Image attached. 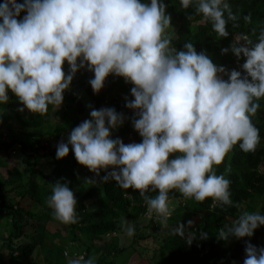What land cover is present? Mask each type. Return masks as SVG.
Instances as JSON below:
<instances>
[{
  "label": "clouds",
  "instance_id": "9594fccd",
  "mask_svg": "<svg viewBox=\"0 0 264 264\" xmlns=\"http://www.w3.org/2000/svg\"><path fill=\"white\" fill-rule=\"evenodd\" d=\"M184 9L195 6L197 15L210 22L212 30L227 37L226 25L236 21L228 0H180ZM21 12L26 14L22 19ZM245 22L251 17L245 16ZM171 17L163 0H4L0 4V104L11 92L34 114H45L49 106L63 103L79 69L94 73L89 80L94 92L110 74L133 85V127L142 138L125 144L113 139L111 129L123 125L125 117L113 108L92 109L91 119L73 128L67 143L57 146L56 158L69 154V145L80 165L103 179L115 180L121 189L138 190L159 224L166 225L171 212L169 192L178 190L185 199L231 206L230 180L217 175L220 165L236 145L243 152L255 151L259 130L252 123L264 98V29L253 43L247 35L236 36L229 50L245 62L240 71L226 72L203 51L187 42L183 50L171 46L166 30ZM243 42V44H241ZM69 73L63 70L64 63ZM221 74H227L224 80ZM127 99V98H126ZM175 158L170 159V156ZM230 169H226V172ZM148 191L158 194L145 195ZM53 217L62 224H76L77 200L68 183L56 182L46 201ZM193 222L188 221L191 226ZM264 226V215L243 212L230 226L218 230L227 240L252 237ZM131 238L134 225L122 222ZM189 245L184 225L172 228ZM207 238V233L202 234ZM243 264H264V247L248 243ZM65 256L68 254L65 252ZM67 264H96L95 257L68 258Z\"/></svg>",
  "mask_w": 264,
  "mask_h": 264
},
{
  "label": "trees",
  "instance_id": "16d2710c",
  "mask_svg": "<svg viewBox=\"0 0 264 264\" xmlns=\"http://www.w3.org/2000/svg\"><path fill=\"white\" fill-rule=\"evenodd\" d=\"M18 2V0H17ZM3 2L0 1V4ZM164 4H170L174 14L182 22V27L177 34V38L171 40V46L177 48V50H183L184 45L187 42L194 44V47L198 52L203 51L208 56L218 53L220 54V60L215 65L223 66L227 73L232 70L240 71L242 76L245 74L242 65L245 62H241L239 67L234 66L233 58L234 54L222 53V49L229 48L232 44L233 37L243 35L246 27L249 23L255 24L253 43L258 42V36L262 29H264V0H228L232 12L237 16L236 21H229L226 25L227 37L218 36L211 27L210 22L203 21L202 16L197 15L195 12V6H189L184 9L180 0H163ZM20 14L23 17L25 14ZM251 17L249 22H245L244 17ZM186 27H189L186 30ZM63 68L69 69L67 62L64 63ZM81 75V78L92 75L93 72L87 70V67L79 69L77 71ZM224 80L228 79L227 74H221ZM94 78V76L92 77ZM91 78V79H92ZM123 85V78L117 77L112 79L111 74L106 77L104 86L97 93L94 92L89 84V78L84 81H79L76 84V89L73 93L65 90L63 92V103L58 107L49 106L48 110L53 112L54 117L62 123V127L55 129L53 137L58 138L64 130L72 131L83 122L78 117L84 112L81 100L77 94L84 92L94 103L96 110L106 103V94L112 87L121 88ZM134 97L131 96L130 100ZM129 100V101H130ZM260 107L257 113L252 116V123L259 130L260 139H264V98L263 100L256 101ZM23 107L18 99L9 92V101L7 104H0V110H5L6 106ZM118 114H129L131 109L126 106L122 107V110L114 108ZM22 126L37 129L40 127L39 122H24L18 118ZM113 139L119 138L123 143H139L142 138L134 127L121 126L114 132ZM20 143L22 151H25L26 145L21 140L6 141L3 135L0 134V154L7 152L15 146L16 143ZM36 147L35 150H39ZM57 148L47 149L41 148V157L49 159L55 165L57 169H62L63 164L70 165L71 169H75L80 164L77 162L74 156V152L69 149V154L63 159L56 158ZM25 153V152H24ZM31 157V156H29ZM30 175L27 182V189L25 195L29 200L34 201L39 207H43L46 210V218L44 221L53 218V210L50 209L46 203L47 198L51 195V189L54 183L49 176L42 174L35 168L36 163H31ZM83 166V165H82ZM217 168V175L224 174L227 179L230 180L229 191L231 193V200L233 205L221 206L220 204L213 209L215 218L210 220H204L203 226H198L190 235L194 238L191 244L185 242V239L177 235L174 241V247L170 249L165 257L160 258L154 264H212L216 260L213 253L215 247L221 244L222 239L218 238V230L223 228L224 218L227 221L235 218L237 212V206L243 201L252 200L253 196L259 192L261 187H264V150H255L252 152H243L238 145L234 146L225 156L220 165H215ZM232 167H241L242 173H236ZM226 169L230 171L226 172ZM114 169L108 168L107 170L101 169L99 175L90 171L87 167L83 166V172L87 174V179L94 184L82 198L78 199L76 205V213L78 215V222L76 224H69L71 228L72 238L77 233H81L84 236L89 237L93 244H97L101 241L102 237L117 231L116 225L113 222L116 218L122 217L126 219H137L139 216L145 213L147 205L144 197L140 196L138 190L133 189H121L119 188L115 180L109 179L104 182V177L108 175ZM64 183V182H62ZM2 182L0 179V219L5 212L7 217H10L12 223L11 232L8 235V239H19L23 236L22 229L27 220L37 219L29 210L22 209L18 203H12L7 200L1 190ZM72 190V185L69 186ZM101 190V191H100ZM158 194L154 191H148L145 193L148 197H155ZM180 194L174 189L169 192V201L177 199ZM99 198L98 207L89 208L86 206L87 200H95ZM208 201L199 202L201 209L208 207ZM28 216V217H27ZM193 228H191V231ZM264 232V226L261 227V231L257 232L253 238L252 243L256 245L260 242V235ZM207 233V238H202V234ZM35 238L32 243L19 246L16 250L19 252V256L28 257L34 247V244H39ZM101 248H105L106 255L101 257L96 264H113L108 261L107 256L112 254H119L121 251L115 248L113 244L100 243L98 245ZM9 247V246H8ZM86 252H90V248L85 249ZM87 259V258H85ZM223 259V257L221 258ZM108 261V262H107ZM218 261L217 264L224 263ZM0 264H3L0 262ZM13 264H20L14 262ZM33 264V263H32Z\"/></svg>",
  "mask_w": 264,
  "mask_h": 264
},
{
  "label": "rangeland",
  "instance_id": "374dc122",
  "mask_svg": "<svg viewBox=\"0 0 264 264\" xmlns=\"http://www.w3.org/2000/svg\"><path fill=\"white\" fill-rule=\"evenodd\" d=\"M4 2V0H0ZM18 3H23V0H18ZM166 5V14L171 17V25L166 30V34L171 37V40L177 38V34L182 27V22L174 14L171 5ZM21 14H23L21 12ZM24 14H26L24 12ZM23 17H18L22 19ZM189 27H186L188 30ZM255 24L249 23L246 27L243 35H247L252 41L254 36ZM235 40L233 37L232 43ZM243 44V42H241ZM231 45L229 46L230 49ZM231 50L227 52L229 55ZM214 64L219 62L220 54L215 53L209 56ZM245 58L241 55L240 58L234 56L233 62L236 68L239 67L241 62H244ZM66 74L69 73V69L63 68ZM94 76V74H93ZM92 75L85 78H81V75L76 73L73 81L67 91L73 93L76 89V84L79 81L89 80ZM111 78H117V76L111 75ZM132 84L126 83L123 78V85L121 88L112 87L108 90L105 98L106 103L101 108H118L122 110V107L126 106V102L130 100V93ZM78 98L84 108V112L78 117L80 120H89L90 111L96 109L93 101L84 93L79 92ZM127 98V99H126ZM263 100V98H261ZM5 110H0V134L6 141L21 140L26 145L25 151H22V146L18 142L13 148L7 152L0 154V179L2 182L1 190L5 198L12 203H18L22 209H27L37 219L27 220L22 229L23 236L19 239H8V235L11 232L12 223L10 217L4 212L3 217L0 219V262L3 264H13L14 262L20 264H67L68 258H78L84 256L85 258L95 257L96 263L101 257L106 255L105 248H101L98 245L100 243L113 244L115 248L121 251L119 254H112L107 256L108 261L113 264H154L160 258L165 257L170 249L174 247V241L177 235H170L172 228L178 227L180 224L184 225L185 235H189L194 232L195 228L203 226L204 220L212 221L215 218L213 209L219 205V203H213L211 198H207L209 205L206 209H201L199 202L194 199H185L178 190H175L180 194V197L169 201V209L171 215L167 220L166 225L159 224V217L155 213L149 217L147 215V208L145 213L139 216V218L131 220L126 218H116L113 222L116 225L117 231L105 235L102 237L96 245L91 242L89 237L77 233L72 238L71 228L69 225H65L55 220L54 217L50 220L44 221L46 218V210L43 207H39L34 201L29 200L25 195L27 189V182L30 175L31 163H36L35 168L42 174L49 176L54 182L68 183V186L72 185V191L75 197L82 198L94 184L87 179V174L83 172V166L79 165L75 169H71L70 165L63 164L62 169H57L55 165L49 159L41 157V148L54 149L61 143H67L70 136V131L64 130L58 138L53 137V133L56 128L62 127V123L57 120L52 111H47L45 114H34L29 112L26 108L23 112L19 111V107L5 105ZM125 117L122 126L133 127L132 120L134 118V111L131 110L129 114H123ZM20 118L24 122H39L40 127L37 129H31L22 126L19 121ZM121 127V126H120ZM119 128V127H118ZM111 129V135L117 129ZM39 147V150H35ZM71 149V145H69ZM255 150H264V139H260ZM25 152V153H24ZM31 156V157H29ZM170 159L175 156H170ZM236 173H242L241 167H232ZM214 170L217 172V168L214 165ZM101 191V190H100ZM99 198L95 200H87L86 206L89 208L98 207ZM237 212L234 219L227 221L224 218L223 226H230L238 217L245 211L259 212L264 215V187H261L252 200L243 201L237 206ZM28 217V216H27ZM134 225L135 233L129 238L122 230L121 224L123 221ZM188 221H192L191 226L188 225ZM261 227H258L253 236L261 231ZM191 228L193 230L191 231ZM252 237H243L237 239L234 236L229 237L227 240H223L221 244L217 245L213 251L216 260L212 264H217L218 261L224 259V263L220 264H243L246 258L245 248L248 243L252 244ZM39 242L34 244L31 254L28 257L19 256V252L16 250L19 246L32 243V240ZM260 242L256 245L258 249L264 247V232L260 235ZM9 246V247H8ZM90 248V252H86L85 249ZM67 252L68 256H65ZM223 257V259H221ZM107 261V262H108Z\"/></svg>",
  "mask_w": 264,
  "mask_h": 264
}]
</instances>
